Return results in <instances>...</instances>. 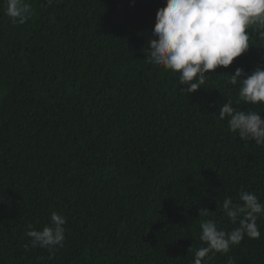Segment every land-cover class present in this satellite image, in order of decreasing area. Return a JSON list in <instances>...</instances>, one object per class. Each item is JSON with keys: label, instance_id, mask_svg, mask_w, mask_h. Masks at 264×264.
<instances>
[{"label": "trees", "instance_id": "trees-1", "mask_svg": "<svg viewBox=\"0 0 264 264\" xmlns=\"http://www.w3.org/2000/svg\"><path fill=\"white\" fill-rule=\"evenodd\" d=\"M26 2L31 18L14 24L0 0V264H193L201 223L239 227L225 198L264 202V145L218 118L229 99L264 116L230 83L238 67H264L257 26L188 93L147 57L166 0ZM53 212L67 219L63 245L31 247L26 233ZM257 224L259 238L206 264H264V215Z\"/></svg>", "mask_w": 264, "mask_h": 264}, {"label": "clouds", "instance_id": "clouds-1", "mask_svg": "<svg viewBox=\"0 0 264 264\" xmlns=\"http://www.w3.org/2000/svg\"><path fill=\"white\" fill-rule=\"evenodd\" d=\"M5 14L14 24L26 23L33 14L26 0H6ZM257 26L259 38L264 40V0H166L156 14L147 52L149 63L178 72L179 84L184 91L193 93L206 83L210 70L227 68L250 47V28ZM230 83L240 84L239 99L245 104L264 102V67L251 74L236 68ZM228 118V127L238 132L242 140L264 145V116L256 111H245L233 105L229 99L219 109L218 118ZM234 203L227 197L223 201L224 214L239 227L230 232L217 226L211 219L201 223L200 239L206 243L195 252L193 264H206L209 253H227L247 235H261L257 220L264 215V202L254 192L241 191ZM219 206V205H218ZM209 210L202 209L200 215ZM66 217L53 212L51 224L42 230L30 228L31 247L53 249L62 246L65 239ZM25 249L29 244L24 245Z\"/></svg>", "mask_w": 264, "mask_h": 264}]
</instances>
